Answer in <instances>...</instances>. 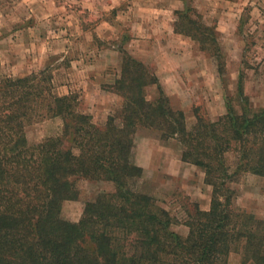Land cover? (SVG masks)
Instances as JSON below:
<instances>
[{"label": "trees", "instance_id": "obj_1", "mask_svg": "<svg viewBox=\"0 0 264 264\" xmlns=\"http://www.w3.org/2000/svg\"><path fill=\"white\" fill-rule=\"evenodd\" d=\"M189 11L175 12L174 32L209 50L214 28L191 20ZM115 84L120 112L97 126L75 97L55 94L45 71L0 80V264H227L236 249L245 264H264V220L233 209L226 188L239 172L264 178V106L248 115L227 105L214 121L196 109L187 129L183 112L170 106L141 63L124 59ZM148 85L157 89L153 100L145 98ZM53 119L61 121L58 134L29 142V127ZM137 128L176 139L181 161L199 168L212 189L209 209L185 220V237L136 189L142 174L133 161ZM235 145L240 159L229 173L224 155ZM81 181L111 189L86 199L71 222L61 216L62 205L79 200Z\"/></svg>", "mask_w": 264, "mask_h": 264}, {"label": "rangeland", "instance_id": "obj_2", "mask_svg": "<svg viewBox=\"0 0 264 264\" xmlns=\"http://www.w3.org/2000/svg\"><path fill=\"white\" fill-rule=\"evenodd\" d=\"M184 8L191 20L215 29L209 50L174 32L175 12ZM126 58L141 63L147 76H160L187 129L196 109L212 121L227 105L235 114H253L264 106V0H0V80L45 71L55 94L75 97L97 126L120 112L114 88ZM144 91L147 100L157 95L154 85ZM60 128L59 119L46 120L29 127L27 138L36 143ZM182 150L176 139L163 140L153 130L134 134L133 161L142 166L136 189L151 196L168 213L170 230L185 237V220L209 209L212 189L199 168L175 166ZM239 159L240 145L225 153L229 173ZM232 181L226 186L232 208L264 220V178L239 172ZM78 186L79 200L61 210L71 222L79 220L86 199L111 189L88 181ZM227 264H245L240 249L229 253Z\"/></svg>", "mask_w": 264, "mask_h": 264}, {"label": "crops", "instance_id": "obj_3", "mask_svg": "<svg viewBox=\"0 0 264 264\" xmlns=\"http://www.w3.org/2000/svg\"><path fill=\"white\" fill-rule=\"evenodd\" d=\"M176 21V20H175ZM174 21V22H175ZM172 33V32H171ZM161 79H160V76H158L157 75V81H158V84H159V86H160V88H161V90L163 91V93L165 94V96L169 99V93L167 92V87L165 86V84L162 82V81H160ZM156 88V87H155ZM157 90V89H156ZM170 103V102H169ZM151 163V161L149 160V164ZM140 163H138V165H139ZM174 164H175V166H177V168H179V167H181L182 169H185V168H187L188 169V167H190V165L189 164H187V163H184V162H182L181 160H175V162H174ZM140 167H142L141 165H139ZM190 169V168H189ZM189 171H191V169L189 170ZM178 177V176H177Z\"/></svg>", "mask_w": 264, "mask_h": 264}]
</instances>
